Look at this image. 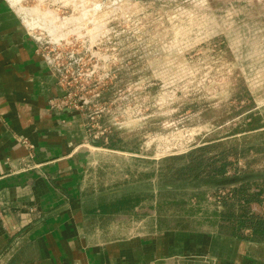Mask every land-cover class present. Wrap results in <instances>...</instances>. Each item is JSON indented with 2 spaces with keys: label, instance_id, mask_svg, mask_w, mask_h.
Masks as SVG:
<instances>
[{
  "label": "rangeland",
  "instance_id": "rangeland-1",
  "mask_svg": "<svg viewBox=\"0 0 264 264\" xmlns=\"http://www.w3.org/2000/svg\"><path fill=\"white\" fill-rule=\"evenodd\" d=\"M9 2L45 57L55 59L68 107L81 110L86 124L94 118L89 139H112L125 150L95 152L105 185L128 167L157 170L169 165L165 159L180 165L264 141L263 133L219 148L248 134L250 115L264 124V0ZM129 151L150 159L135 162ZM245 162L250 173L238 179L230 169L224 180L201 176L177 188L225 194L264 177L263 153L231 157L234 167L245 169Z\"/></svg>",
  "mask_w": 264,
  "mask_h": 264
},
{
  "label": "crops",
  "instance_id": "crops-1",
  "mask_svg": "<svg viewBox=\"0 0 264 264\" xmlns=\"http://www.w3.org/2000/svg\"><path fill=\"white\" fill-rule=\"evenodd\" d=\"M61 92L21 14L0 0V264H264V245L238 239L207 190L180 192L158 169L131 167L105 185L95 152L125 150L89 139L81 110L52 109Z\"/></svg>",
  "mask_w": 264,
  "mask_h": 264
},
{
  "label": "trees",
  "instance_id": "trees-1",
  "mask_svg": "<svg viewBox=\"0 0 264 264\" xmlns=\"http://www.w3.org/2000/svg\"><path fill=\"white\" fill-rule=\"evenodd\" d=\"M261 121L262 119L258 116L250 115V122L247 124L246 130L248 134L243 139H231L225 142L224 145L219 146V148L227 144L233 145L239 141L251 140L244 139L248 136L262 135L264 133L262 131L264 124L260 125ZM259 153L264 154V141L259 143L257 148L254 146L247 147L242 153H235V149L225 153L217 151L213 155L199 157L183 162L180 165L177 164L176 159H165L164 163L169 165L164 168H158L156 176L163 186H168L169 188H177L184 184L196 182L201 176H205L207 180H224L226 173L230 169L233 172L232 176L238 179L240 176L250 173L248 172L250 164L245 162V169L234 167L231 163V157L237 161L250 154ZM194 197L197 206L206 200L204 192L196 194ZM209 200L221 208L219 214L221 219L235 220V234L238 239L264 245V212L250 208V206L255 205L261 207L264 204V177H258L253 182L251 178H247L237 183L224 195H220L217 192L211 194ZM186 203V201L182 204L171 201L169 205L170 207H176Z\"/></svg>",
  "mask_w": 264,
  "mask_h": 264
},
{
  "label": "built area",
  "instance_id": "built-area-1",
  "mask_svg": "<svg viewBox=\"0 0 264 264\" xmlns=\"http://www.w3.org/2000/svg\"><path fill=\"white\" fill-rule=\"evenodd\" d=\"M34 40H35L36 43L38 44L37 39L34 38ZM38 50H39L40 54H41L45 59H47V58L45 57L44 53H42V50H41V48H40L39 45H38ZM47 61H48L49 65H50L51 69H52L54 72H56L57 74H59V76L62 77V74L60 73L59 69H57V68H56L57 66L54 64L55 59H53L52 61L47 59ZM84 105H86V103H84ZM50 106H51L52 109H55V110H58V111H59V110H62V109H64V108H69V107H68V106H69V103H68V101L66 100V97H63V95H60V97H58V98L53 99V100L50 101ZM94 122H95V121H94V118H93L92 116H89V118H88V123L86 124V132H87V133H89L90 130L92 129V127H93L92 125L94 124ZM229 172H230V171H229ZM229 172L226 173V176L230 175ZM220 195H224V194H220ZM251 207H252V209H253L254 206H250V208H251ZM260 208H262V211L264 212V204H263L261 207H257V210L260 209Z\"/></svg>",
  "mask_w": 264,
  "mask_h": 264
},
{
  "label": "bare ground",
  "instance_id": "bare-ground-1",
  "mask_svg": "<svg viewBox=\"0 0 264 264\" xmlns=\"http://www.w3.org/2000/svg\"><path fill=\"white\" fill-rule=\"evenodd\" d=\"M23 10H24V9H23ZM36 12H37V11H36ZM32 13H33V11H32ZM37 13H38V12H37ZM33 14H35V12H34ZM39 14H40V13H39ZM39 14H38V15H39ZM84 14H85V12L83 11V14H82V15H84ZM43 15H44V14H43ZM82 15H81V16H82ZM85 15H86V14H85ZM36 16H37V15H36ZM81 16H80V17H81ZM41 17H42V15H41ZM43 17H45V15H44ZM53 18H54V17H53ZM55 19H56V18H55ZM76 19H77V18H76ZM78 19H79V18H78ZM84 19H85V18H84ZM52 20H53V19H52ZM74 20H75V19H74ZM33 21H34V20H33ZM48 21H49V20H48ZM65 21H66V19H65ZM69 22H71V21H69ZM45 23H47V22H45ZM49 23H50V22H49ZM64 23H65V22H64ZM64 23L62 22L61 24H64ZM50 24H51V23H50ZM66 24H67V22H66ZM31 25H32V24H31ZM29 26H30V25H29ZM49 27H50V26H49ZM46 28H48V26H47ZM54 29H55V28H53V30H54ZM51 30H52V29H51ZM53 30H52V31H53ZM54 35H55V34H54ZM57 38H58V37H57Z\"/></svg>",
  "mask_w": 264,
  "mask_h": 264
}]
</instances>
